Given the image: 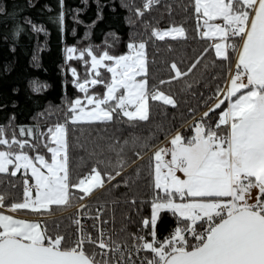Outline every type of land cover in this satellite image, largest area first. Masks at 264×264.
Here are the masks:
<instances>
[{"label":"snow or ice","instance_id":"snow-or-ice-1","mask_svg":"<svg viewBox=\"0 0 264 264\" xmlns=\"http://www.w3.org/2000/svg\"><path fill=\"white\" fill-rule=\"evenodd\" d=\"M59 4L49 19L63 32ZM119 7L126 39L110 30L92 42L93 20L65 42L59 104L33 98L29 122L15 111L0 122V264H264V0ZM19 11L0 3L13 50L25 22L48 34ZM164 50L174 55L158 59Z\"/></svg>","mask_w":264,"mask_h":264},{"label":"trees","instance_id":"trees-1","mask_svg":"<svg viewBox=\"0 0 264 264\" xmlns=\"http://www.w3.org/2000/svg\"><path fill=\"white\" fill-rule=\"evenodd\" d=\"M0 3L4 4L9 12L18 6L21 20L23 17L29 16L35 24H43L48 30L47 36L43 32H34L25 22L26 31L21 33L15 42L13 50L11 37L9 36L7 43L4 40L5 34L11 29L13 21L12 19L5 21L3 18H0V103L8 104L7 110L0 109V122H3L6 115L13 111L17 113L19 122H29L32 113L36 111L33 98L39 99L42 102V106L46 102L60 103L59 98L64 94V71L60 65L64 56L63 48L65 42L71 44L83 37L87 25L91 24L93 20H96V24L92 27L91 33L92 42L95 43H99L103 39V34L110 30L120 32L125 39L129 31V26L124 19L127 11L119 7L120 0H100L103 17L99 20H97V0H64L65 21L63 32H61L60 25L56 20L49 19V17H55L61 11L59 0H0ZM137 3H139V0H137ZM112 4H115L116 7L113 8ZM45 5H50V8H46ZM77 8L81 9V11L76 12ZM160 14V10H156L153 13L156 16ZM74 15L78 16L84 23L74 21ZM165 16H167L166 13ZM176 18L180 19V16L177 15ZM73 28L76 29L75 36L72 32ZM45 43H47V47H44ZM187 43L189 45L188 54L191 55L192 48L197 47L198 42L190 40ZM158 46L162 49L165 47L163 44ZM183 47L184 44L181 43L178 45L177 51H180ZM34 54L39 56L40 67H36L32 63ZM170 55L174 54L164 50L158 56V59H163ZM6 63L12 64L10 72L3 70V66ZM154 70L162 71L164 70V66H157ZM34 77L47 82L50 87L43 93H31L28 81ZM13 87H19V93H13L11 91ZM76 91L71 84L68 85L69 95H72ZM11 99L19 101L16 108L11 106ZM189 100L193 105L197 102L192 97H189ZM181 110L186 113L187 106L182 105ZM187 118L191 119L190 117ZM153 119L159 120L161 117L154 115ZM177 120H179V117H177ZM149 128H151V125H141L135 130L143 131L146 134ZM124 134H127V132ZM104 135H109V133H104ZM92 136L95 137L96 132H92ZM160 139L163 140V136ZM129 154L131 155V153ZM147 155L148 153L146 152L145 156L147 157ZM124 191L125 189L121 187L115 194L119 195ZM96 195L99 197L101 193L98 192ZM56 215H62V212L58 210ZM168 220L170 222V218Z\"/></svg>","mask_w":264,"mask_h":264},{"label":"built area","instance_id":"built-area-1","mask_svg":"<svg viewBox=\"0 0 264 264\" xmlns=\"http://www.w3.org/2000/svg\"><path fill=\"white\" fill-rule=\"evenodd\" d=\"M70 211V210H69Z\"/></svg>","mask_w":264,"mask_h":264}]
</instances>
